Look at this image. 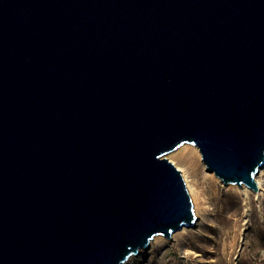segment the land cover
I'll return each mask as SVG.
<instances>
[{"label": "water", "instance_id": "95a60500", "mask_svg": "<svg viewBox=\"0 0 264 264\" xmlns=\"http://www.w3.org/2000/svg\"><path fill=\"white\" fill-rule=\"evenodd\" d=\"M184 142L259 189L264 0H0V264H123L192 226Z\"/></svg>", "mask_w": 264, "mask_h": 264}, {"label": "rangeland", "instance_id": "374dc122", "mask_svg": "<svg viewBox=\"0 0 264 264\" xmlns=\"http://www.w3.org/2000/svg\"><path fill=\"white\" fill-rule=\"evenodd\" d=\"M184 142L165 154L186 182L195 222L123 264H264V172L257 177L261 192L224 184L205 170L200 152L188 151ZM160 235V234H158Z\"/></svg>", "mask_w": 264, "mask_h": 264}, {"label": "bare ground", "instance_id": "6f19581e", "mask_svg": "<svg viewBox=\"0 0 264 264\" xmlns=\"http://www.w3.org/2000/svg\"><path fill=\"white\" fill-rule=\"evenodd\" d=\"M186 146H187V145L184 144V147L187 148V152H188V151L190 152V151H192V150H195V151H197V152L199 153V150H198V148H197L196 145H192V146H188V147H186ZM205 170H206V169H205ZM263 172H264V165L258 170L256 176L262 174ZM214 175H215V174H214ZM215 176H216V175H215ZM217 177H218V176H217ZM218 178H219V177H218ZM256 180H257L258 185H259L260 182H259V180L257 179V177H256ZM186 183H187V185H188L189 190L191 191L190 183L187 181V179H186ZM229 184H234V183H229ZM235 185H236V184H235ZM242 188H243L244 190H250V189H251V188H249L248 186H246L245 184L242 186ZM253 192H254L255 194L258 195V194L261 192V187H260V185H259V189H258L257 191H254V190H253ZM194 225H195V224H194ZM188 227H189V226H182V228L176 230V231L174 232V234H175V233H183V232H185L186 230H188ZM160 241H162V236H161V234H160V235H158V234L154 235V236L152 237V239L150 240V242H149L148 248H149L150 246H153L155 243L160 242ZM142 250H143V248H141V249L139 250L138 255H141Z\"/></svg>", "mask_w": 264, "mask_h": 264}]
</instances>
